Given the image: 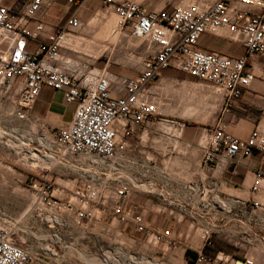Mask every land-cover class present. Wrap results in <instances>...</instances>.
I'll use <instances>...</instances> for the list:
<instances>
[{"label": "crops", "instance_id": "crops-1", "mask_svg": "<svg viewBox=\"0 0 264 264\" xmlns=\"http://www.w3.org/2000/svg\"><path fill=\"white\" fill-rule=\"evenodd\" d=\"M19 1L1 0V3L7 7L20 6ZM135 1L143 9L156 12L170 9L176 3L190 2ZM70 15L81 23L75 37L83 40L84 48L75 51L62 48L56 66L88 88H95L98 78L105 75L111 96L124 98V82L141 74L145 60L157 47L148 48L144 42L126 40L116 56L102 57L105 43L102 25L108 22L103 4L99 0H87L78 8H69L67 0H51L36 17L45 31L36 42H29L28 48L34 51ZM196 48L231 59L246 54L241 38L224 33L202 35ZM247 67L254 76L253 81L239 99L228 104L224 95L207 82L173 68L161 72L151 88L157 100V115L127 139L121 154L118 175L128 185L126 196L118 200L107 196L104 205L95 209L94 217L88 222L78 224L74 215L61 212L55 224L63 230L18 234L20 243L33 256L31 264H192L199 251L210 257L209 264H245V260L264 264V212L252 206L253 201L264 205V163L260 156L236 157L216 167L202 164L208 132L218 121L226 126L228 133L240 139L247 138L255 129L264 133V56L249 58ZM16 100L14 86L0 88V108L4 115L12 117L17 127L14 134L26 135L27 120H30L50 143V131L65 127L75 108L64 103L61 92L43 89L21 118L17 113L21 114L22 110L16 106ZM23 140L21 137L19 142ZM15 149L19 157L22 155L20 161L24 165L37 162V158H26L23 146L12 148ZM44 159L45 164L40 162L41 158L38 168L30 174L20 166L9 170L0 156L2 215L14 204L10 203V189L18 190L19 198L26 196L20 188L28 175L30 183L47 177L63 187L62 177L66 176L67 186H77L79 173L72 167L73 158L68 157L67 164H60L48 155ZM256 174H261L263 180L254 193ZM108 177L106 174L100 178V191L104 187L105 196L116 186ZM116 206L123 213L140 214L147 233L138 234L130 224L119 223L112 214ZM17 220L21 227L27 218L21 212ZM208 229L212 230L211 247L205 246L202 240L204 230ZM151 234L162 236L166 243H151Z\"/></svg>", "mask_w": 264, "mask_h": 264}, {"label": "built area", "instance_id": "built-area-1", "mask_svg": "<svg viewBox=\"0 0 264 264\" xmlns=\"http://www.w3.org/2000/svg\"><path fill=\"white\" fill-rule=\"evenodd\" d=\"M51 0H20V6H5L0 0V86H14L16 106L22 110L21 118L39 97L43 89L59 91L64 103L74 105L71 121L63 128L51 130L53 160L67 164L79 173L74 188H63L47 177L33 180V210L50 215L61 212L74 215L78 224L92 220L95 209L104 205L108 196L122 199L128 193L120 172L121 154L127 139L136 130L157 115V100L152 86L161 72L173 68L192 78L211 84L222 93L226 104L239 99L253 81L247 60L264 56V0H190L176 3L170 9L147 11L135 0H99L109 20H113L112 33H126L129 40L144 42L148 48L155 45V53L145 60L137 78L124 82L126 96L113 98L105 75L98 78L95 88L78 84L56 66L60 50L84 48L83 40L75 37L81 23L70 15L44 43L32 51L29 42H36L45 26L36 20L42 7ZM87 0H67L69 8H78ZM224 33L241 38L246 50L244 57L231 59L217 53L196 48L204 35ZM228 109V108H227ZM259 155L264 163V133L257 129L245 139L228 133L218 121L210 128L202 158L204 166H218L236 157L249 159ZM109 174L115 189L105 196L100 191V178ZM263 177L256 174L252 191L259 190ZM66 189V190H65ZM252 206L264 212V205L253 201ZM112 214L121 224H130L138 234H146L147 227L138 213L121 212L116 206ZM212 230H204L202 240L211 247ZM151 243H166L160 235H150ZM33 256L15 235V225L0 220V264H31ZM211 259L199 251L192 264H209ZM245 264H251L245 260Z\"/></svg>", "mask_w": 264, "mask_h": 264}, {"label": "rangeland", "instance_id": "rangeland-1", "mask_svg": "<svg viewBox=\"0 0 264 264\" xmlns=\"http://www.w3.org/2000/svg\"><path fill=\"white\" fill-rule=\"evenodd\" d=\"M108 22H103L102 25V33L104 34V40L105 43L103 44L104 47L102 48L101 56L102 57H111L116 56L120 52V46L123 42H126V40H129L128 35L126 33H121L118 31H115L112 33L113 28V20L109 22V19L107 18ZM131 43H137L136 41H133ZM2 86H0L1 88ZM32 127V128H31ZM17 128L15 123L12 120V117L7 116L6 114H3V110L0 108V139L2 138V141L0 143V156L4 159L3 165L6 167H9V170H14L17 167H23L27 168L30 172V174H33V171L38 168V164L40 162L45 164L44 156H52L54 157V148L52 145L46 146L42 142L41 138L44 136V134L37 128L35 129L33 125L31 124L30 120H27V133L26 135L22 133H15L13 130ZM33 129L34 132L31 130ZM3 134V135H2ZM21 137L24 138L22 142H19ZM41 141V142H40ZM53 141V140H52ZM42 143V144H41ZM23 146V149L25 152H27V159L31 154H36L37 162H33L32 164L27 162V165H24L23 161H20V158H22V155L18 156V150H12L13 147ZM23 150V151H24ZM24 156V154H23ZM42 158V160H41ZM39 160H41L39 162ZM11 171V172H12ZM59 173L61 175V169L59 168ZM64 179V183L62 184L63 188H70L66 185V180L68 177L64 176L62 177ZM30 186V175H28L27 181L21 185V192H25L26 196L23 198L21 196L19 198L18 190L14 191L13 188L10 189V203L14 202L12 206H9V208H6V213H4L6 216H3L0 213V220H5L8 222H11L15 225V235L18 238L19 235H23L24 232L27 233H34L36 230H42V231H51L53 230H63L61 228H57V225L55 222H57V215H50L47 212L43 211H35L33 210V202H34V196L33 192L29 188ZM66 190V189H65ZM6 190H4V194H6ZM20 202V205L18 204ZM25 214L27 221L25 223V226L18 225V216L20 213ZM54 221V223L52 222Z\"/></svg>", "mask_w": 264, "mask_h": 264}, {"label": "bare ground", "instance_id": "bare-ground-1", "mask_svg": "<svg viewBox=\"0 0 264 264\" xmlns=\"http://www.w3.org/2000/svg\"><path fill=\"white\" fill-rule=\"evenodd\" d=\"M41 140H42V142L44 143V145H46V146H49V145L51 144L50 142H48V140H46L45 137H42ZM40 142H41V141H40ZM41 144H42V143H41ZM30 156H31L32 158H35V157H36V154H34V153L31 154V153H30ZM49 158H50V157H49ZM49 158H48V159H49ZM32 162H33V161H32ZM138 264H139V263H138ZM146 264H147V263H146Z\"/></svg>", "mask_w": 264, "mask_h": 264}]
</instances>
